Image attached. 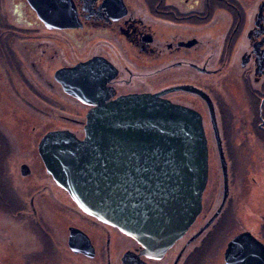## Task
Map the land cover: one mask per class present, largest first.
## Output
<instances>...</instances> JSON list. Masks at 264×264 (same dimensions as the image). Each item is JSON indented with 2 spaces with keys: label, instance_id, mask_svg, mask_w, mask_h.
<instances>
[{
  "label": "flooded vegetation",
  "instance_id": "obj_1",
  "mask_svg": "<svg viewBox=\"0 0 264 264\" xmlns=\"http://www.w3.org/2000/svg\"><path fill=\"white\" fill-rule=\"evenodd\" d=\"M64 20L73 25L46 23ZM87 61L98 65L67 72ZM80 80H102L94 103L79 97L88 92ZM144 93L199 113L207 146L201 209L162 251L83 211L38 148L50 131L82 138L95 105ZM0 99L13 101L0 110V223L30 235L22 249L0 225V253L24 264H224L228 242L243 231L264 245V216L261 232L229 224L240 204L242 217L255 215V149L264 148V0H0ZM13 127L28 136L16 169Z\"/></svg>",
  "mask_w": 264,
  "mask_h": 264
},
{
  "label": "water",
  "instance_id": "obj_2",
  "mask_svg": "<svg viewBox=\"0 0 264 264\" xmlns=\"http://www.w3.org/2000/svg\"><path fill=\"white\" fill-rule=\"evenodd\" d=\"M95 65L87 61L67 72L81 75ZM101 82L80 80L88 92L79 97L94 103ZM64 85L73 92L69 82ZM85 117L82 138L68 130L42 137L38 148L47 171L83 211L148 250L162 251L201 209L207 146L199 113L144 93L97 104ZM221 163L226 181L224 157ZM224 255L225 264H264V245L243 231L228 242Z\"/></svg>",
  "mask_w": 264,
  "mask_h": 264
},
{
  "label": "rangeland",
  "instance_id": "obj_3",
  "mask_svg": "<svg viewBox=\"0 0 264 264\" xmlns=\"http://www.w3.org/2000/svg\"><path fill=\"white\" fill-rule=\"evenodd\" d=\"M8 98H5L3 100H6ZM2 99H0V110L2 109H7L6 108V103L10 104L13 102H9L5 101L3 102ZM83 118H81L82 120ZM33 120V119H31ZM38 123V122H37ZM15 130H12L10 133L11 136V140H12V149H11V159L12 161L11 164L13 166V169L17 167V165L19 164L21 158L26 155V140L28 139V136L25 132H23V134L21 133V130L13 127ZM27 136V137H26ZM6 153V150L4 149V146H1L0 148V160L1 158L4 157ZM255 160H256V166H255V178H256V185L254 187H252V190H254V195L255 198L253 199V204L252 206L255 207V215L253 216L252 220H250L251 216L249 219L245 218L244 216L242 217V213H241V204L239 207V216L237 218H235L234 223H229L232 225H241V222H243L246 226L251 227L252 229L254 228V230H256V232L260 231L261 232V219L263 220V216H264V148L260 147L258 145H256V149H255ZM3 167V166H2ZM2 167L0 168V172L2 171ZM18 172V171H17ZM246 181H243L242 183L239 182V189L241 188L242 190H244V186H245ZM240 184L243 185V187H240ZM251 185V184H250ZM244 193V191H243ZM261 217V218H259ZM28 223V222H27ZM1 227L3 230H5L4 232L7 233L13 240L14 242L17 241L21 242L22 245V249L24 246V243L27 241V237L30 236L29 234H26V231L24 228H22L20 225L14 224L12 222H5V221H1L0 223ZM21 225H31V224H26V223H22ZM6 227V228H3ZM33 228H35L34 226H32ZM228 240L225 238V241ZM5 242H3L2 244H4ZM223 247H225V245L223 244ZM218 248V246H217ZM9 250V249H7ZM23 251V250H22ZM208 257H212V259H214L215 257V253L213 251L208 253ZM24 259L23 257H15L13 256L10 252H5L3 251V253H0V264H24ZM206 260H204L203 262H205ZM220 261V260H218ZM201 264V263H199ZM225 264V263H224Z\"/></svg>",
  "mask_w": 264,
  "mask_h": 264
}]
</instances>
